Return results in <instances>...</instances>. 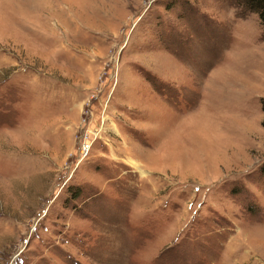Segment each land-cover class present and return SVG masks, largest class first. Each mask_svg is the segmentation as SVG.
<instances>
[{
  "label": "rangeland",
  "instance_id": "rangeland-1",
  "mask_svg": "<svg viewBox=\"0 0 264 264\" xmlns=\"http://www.w3.org/2000/svg\"><path fill=\"white\" fill-rule=\"evenodd\" d=\"M262 100L241 0H0V264H264Z\"/></svg>",
  "mask_w": 264,
  "mask_h": 264
},
{
  "label": "trees",
  "instance_id": "trees-1",
  "mask_svg": "<svg viewBox=\"0 0 264 264\" xmlns=\"http://www.w3.org/2000/svg\"><path fill=\"white\" fill-rule=\"evenodd\" d=\"M245 5L246 9L255 13L260 21L264 31V0H241ZM262 109L264 111V100H262ZM261 172L264 175V164L261 168Z\"/></svg>",
  "mask_w": 264,
  "mask_h": 264
},
{
  "label": "built area",
  "instance_id": "built-area-1",
  "mask_svg": "<svg viewBox=\"0 0 264 264\" xmlns=\"http://www.w3.org/2000/svg\"><path fill=\"white\" fill-rule=\"evenodd\" d=\"M91 150V146L87 143L81 145V154L87 156Z\"/></svg>",
  "mask_w": 264,
  "mask_h": 264
}]
</instances>
